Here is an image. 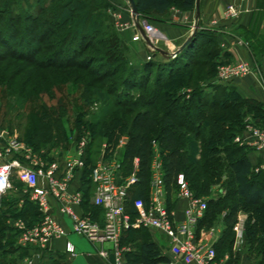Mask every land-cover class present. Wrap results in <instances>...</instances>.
<instances>
[{"label": "trees", "instance_id": "trees-1", "mask_svg": "<svg viewBox=\"0 0 264 264\" xmlns=\"http://www.w3.org/2000/svg\"><path fill=\"white\" fill-rule=\"evenodd\" d=\"M52 1L54 3L56 0ZM93 1L67 0L63 4L57 24L60 28H69L67 32L69 37L73 34L76 37L65 45L66 47L60 48L58 52L49 56L46 65L37 64L38 68L42 70H67L82 65V63L77 64L76 59L82 55L83 51L92 47V43L96 41L94 32L102 29V23H99V19L96 17L100 6L97 5L95 9H92ZM135 1L140 17H147L151 12L165 13L175 5L193 9L196 7L197 0ZM94 2H99V0ZM5 9H1L3 13ZM4 33L0 39L7 44V48L11 49L12 43L5 41L7 37L4 36ZM9 33V40L13 41L17 36V31L12 30ZM50 34L55 36V31H42L38 35L39 41L42 42ZM201 34L198 31L190 46L176 58L166 59L160 53H156L151 61L145 63L144 68L146 70L152 69L155 65L157 67L152 87H147L148 89L143 87L152 82L153 77L150 71H148L147 77L142 73L139 79L135 78L137 73L133 69L128 71L124 84L131 89L140 86V89L144 88V90H141L137 96L131 95L123 101H115L111 109H121L122 115L113 118L109 125L101 129V137L106 141L104 157H112L125 140L123 153L120 156L124 174H129L132 171L135 160H138L139 164L138 182L132 190V198L147 201L149 198L151 162L154 155L153 142H157L162 151L164 178L170 209H173L174 204L171 202V198L174 188H177V180L180 175H184L193 181L192 188L196 192L198 191V196H207L209 185L222 179V170L225 168L226 173L232 179L234 202H229V196L209 200L208 209L204 219L199 224V229L209 227L218 214L227 210L226 228L216 244V252L217 255L222 254L224 250L232 252L235 243L233 228L238 222L239 213L243 211L242 206L253 209L254 211L245 222L246 240L252 255L258 254L264 257V218L258 216L259 210H264V173L254 172L253 165L247 158V148L239 144H236L237 147L235 148L218 149L212 147L206 153L205 151L201 152L200 160L202 162L197 161L201 168H198L191 159L190 146L193 141L190 138L195 136L200 141L204 127L207 128L208 137L206 142L200 143L207 146L214 142L231 141L235 138L237 134L243 131L244 120L249 114L261 117L263 119L262 124H264V111L260 104L242 100L234 95L210 98L200 91V81L215 75L218 68L214 65L213 55L208 52V45L211 41L199 47L200 49L193 50ZM69 37L65 38V43L70 40ZM76 39L78 41L75 42ZM111 45L113 48H117L119 46L118 40L115 38L114 42L110 43ZM32 48H34L33 51H37L39 47L32 46ZM60 51L62 55H65V62L55 61ZM2 60L4 59L0 58V61ZM109 76L108 72L103 75L105 79ZM196 82H198V86L194 88ZM186 88L194 89L189 98H187L186 93H181ZM37 93L41 96L45 94L40 87L37 89ZM106 102L109 101L106 99ZM111 109L109 110L112 111ZM129 116H131L130 119H128ZM41 121L42 125L35 131L32 144H39L35 136H38L41 141L47 142L62 131L63 125L60 115L54 123L49 115L42 117ZM228 134L230 135L228 136ZM59 140L62 141V138ZM92 146L93 141L90 140L88 162L84 169L86 179L83 193L86 199L90 196L91 191V185L87 178L91 167L95 165L94 163L90 166L93 155ZM214 154L224 156L227 161L221 157H214ZM199 188L200 190H198ZM91 213L98 215L100 209L96 207V210L91 211ZM28 226H33L32 220L28 222ZM145 233L149 235H143ZM141 235L144 237L141 238ZM134 236H140V239L139 237L133 238ZM128 239L132 240L133 243L131 244L136 246L135 251L127 255L131 264H171L170 259L162 255L157 245L152 241L150 231L145 229L130 230L125 233L123 242L128 241ZM260 246L263 247L261 252L258 251ZM237 263V257H233L229 261V264ZM0 264L16 263L7 260L3 254H0ZM260 264H264L263 258Z\"/></svg>", "mask_w": 264, "mask_h": 264}, {"label": "rangeland", "instance_id": "rangeland-1", "mask_svg": "<svg viewBox=\"0 0 264 264\" xmlns=\"http://www.w3.org/2000/svg\"><path fill=\"white\" fill-rule=\"evenodd\" d=\"M66 1L56 0L53 3L52 0H0V36L5 32L4 36L7 37L5 41L12 43L11 50L0 39V58L4 59L0 61V130L8 129L12 138L26 144L38 154L51 150L71 152L73 144L77 147L83 138L88 137L93 141V155L90 162L92 166L102 157L105 150L106 141L101 137V129L109 125L113 118L122 115L121 109H111L115 101H123L131 95L137 96L141 90H144V88L140 89V86L134 89L128 88L124 84L126 74L133 69L137 73L135 78L139 79L142 73L147 77L150 71L153 77L152 82L143 86L148 89L153 86L157 67L155 65L152 69L148 68L151 70H146L144 65L148 62L147 58L144 60L140 55L138 56L128 44V41H133L130 31L134 20L129 0H99V2L94 0L91 8L100 6L98 15L97 13L94 15H97L98 22L102 23V29L94 32L96 41L92 43V47L83 51L82 55L76 59V63H82V65L67 70L38 68L37 64L46 65L49 56L58 52L60 48L66 47L65 45L76 37L75 34L69 37L67 34L69 28H60L57 24L62 6ZM6 6L7 9H5ZM2 8L5 9L4 13ZM141 18L147 20L146 17ZM12 30L17 31L13 41L9 40V32ZM49 30H54L55 36L50 34L42 42L39 41L38 35L42 31L49 32ZM66 37L70 40L65 43ZM115 38L119 43L117 48L110 46ZM164 40L160 45L165 43ZM32 46L39 48L33 51ZM61 53L60 51L55 61H66L65 55ZM32 57H34L33 60ZM106 72L110 76L105 79L103 75ZM217 75L218 72L215 73V77ZM197 84L198 82L194 83L193 87L196 88ZM39 87L45 93L42 96L37 93ZM106 99L109 102H106ZM47 115L53 123L60 115L62 131L47 142L35 136L39 144H32L35 131L42 125V117ZM250 117L249 114L246 118ZM130 118L131 116L128 117ZM250 120L252 122L253 118ZM244 125H246V119ZM207 137V128L204 127L200 141L195 136L190 138L193 141L190 146L191 159L198 168H201V165L197 164V161L202 162L201 152L206 153L212 147L235 148L236 144H239L233 138L231 141L214 142L203 146L200 142H206ZM59 138H62V141ZM29 142L31 143L28 144ZM123 143L125 144V140ZM122 153L123 146L120 145L117 155L121 156ZM214 157H221L227 161L224 156L218 154H214ZM222 172V179L209 185L207 196H198V191L192 188L193 181L186 178L193 196L205 199L211 196H229V202H234L232 179L225 168ZM128 175L125 174V176ZM178 196V188H174L171 198L173 204L179 199ZM242 208V212L248 217L254 211L244 206ZM258 216L264 218V210H259ZM143 235L141 238L144 237ZM70 236L80 237L74 233ZM135 237L140 239V236L133 238ZM82 238L88 242L86 238ZM132 240L128 239L123 242V245L133 243ZM262 249V246L258 247L259 252ZM77 255L79 256L78 250Z\"/></svg>", "mask_w": 264, "mask_h": 264}, {"label": "built area", "instance_id": "built-area-1", "mask_svg": "<svg viewBox=\"0 0 264 264\" xmlns=\"http://www.w3.org/2000/svg\"><path fill=\"white\" fill-rule=\"evenodd\" d=\"M254 1L256 0H231L225 11L226 17L230 20L240 19L248 12L247 5ZM139 23L143 33L133 20V41L147 45V60L151 61L153 55L158 53L157 49H163L160 43L165 37L147 20L139 17ZM217 72V83L224 84L253 74L255 68L250 62L238 61L220 65ZM244 133L245 136L238 137L237 142L256 151L262 160L257 172L264 171V124H255L249 120ZM89 142L90 139L85 137L71 152L51 150L36 154L33 159L30 149V165H24L16 158L6 162H1L0 159V195L12 189L11 178L17 171L19 180L25 185L27 193L41 213L37 224L18 225L21 245L33 244L46 248L50 241L69 236V231L56 216V210L59 215L70 219L71 233L100 245V255L107 261H111L110 257L113 255L114 264H131L127 255L134 252L135 247L133 244L123 245V237L130 230L140 229L165 237L169 252L183 264H215L217 252L214 243L204 230L199 229L208 209V200L194 197L186 177L180 175L177 180L179 197L186 199L188 206L184 210L183 220H175L174 210L168 205L161 149L155 141L147 201L132 198V190L138 182V160L134 161L129 175L125 176L122 159L117 152L112 157L105 158L103 150L102 157L91 167L87 178L91 185L93 205L100 209L101 219L94 213L78 214L75 206L82 204L84 193L83 189L72 193L71 186L76 174L86 168ZM19 144L13 138L9 142L10 152H17ZM123 144L122 142L121 145ZM233 230L235 244L241 248L246 241L245 220L239 218ZM66 253L71 259L78 256L76 247L71 242H67Z\"/></svg>", "mask_w": 264, "mask_h": 264}, {"label": "crops", "instance_id": "crops-1", "mask_svg": "<svg viewBox=\"0 0 264 264\" xmlns=\"http://www.w3.org/2000/svg\"><path fill=\"white\" fill-rule=\"evenodd\" d=\"M230 3L231 0H200L199 20H197L196 7L192 9L176 5L162 14L151 12L146 18L165 37V43L160 46L168 53L177 51L194 29L198 27V31L202 34L199 36L193 50L211 41L208 45V52L213 55L216 68L222 64H231L238 61L250 62L255 68L253 74L224 84H218L215 75H213L200 81L199 89L206 97L210 98L234 95L242 100L258 103L264 111V0H256L248 4L246 7L248 12L238 20H230L225 15L227 6ZM130 32L133 37L134 31L131 30ZM127 38L129 37L127 36ZM128 44L136 51L135 53L138 56L140 55L144 60L147 58L149 50L144 42L128 41ZM193 92L194 89L189 88L182 90L181 93H186L187 98H189ZM250 115V118H253V123H263L261 117ZM250 118H246V122ZM240 136H245L244 129L236 135V142ZM12 139L8 129L0 130L1 162L16 158L20 159L22 164L30 165L31 152L29 150L31 148L18 141L20 143L17 148L18 151L11 153L9 142ZM73 145L71 150L75 147V144ZM246 148L247 158L253 165L254 172L264 173L261 170L257 172L262 165L259 155L251 147ZM59 152L66 153L65 151ZM36 154L38 153L32 149V159ZM85 179V171L78 172L72 183L71 192L74 193L79 189H83ZM11 182L12 189L6 194L0 195V254H3L7 260H12L16 264H113L100 255V245L87 242L82 237L70 236L72 230L70 219L59 215L56 210L55 214L69 231V236L50 241L46 248L33 244L29 246L21 245L18 225L25 224L28 226L30 220H32V225H35L41 219V215L37 204L27 193V188L19 180L17 171L14 172ZM219 198L221 197L211 196L206 200H217ZM187 206L188 201L186 199L179 197L175 201L173 210L176 221L183 220L184 210ZM94 210H96V207L93 205V194L90 191V196L87 199L84 197L82 204L75 206V211L78 214L89 215ZM226 214L227 210L221 212L209 227L202 229L211 238L215 248L226 228ZM96 216L101 219V213ZM239 218L246 222L249 217L241 211ZM150 234L152 241L157 245L162 255L168 257L172 264H183L171 255L165 237L153 232H150ZM67 242H71L79 251V256L75 259H71L66 253ZM134 247L136 249V246ZM233 257L238 258L237 264H260L263 258L261 255L251 254L246 240L241 248L234 243L232 252L224 250L222 254L217 255L215 264H229Z\"/></svg>", "mask_w": 264, "mask_h": 264}, {"label": "water", "instance_id": "water-1", "mask_svg": "<svg viewBox=\"0 0 264 264\" xmlns=\"http://www.w3.org/2000/svg\"><path fill=\"white\" fill-rule=\"evenodd\" d=\"M129 2H130L131 10H132V17L136 21V25H137L138 29L141 31V33H143L142 27L139 23L140 14L138 11L136 1L135 0H129ZM196 10H197V20H199V18H200V0L196 1ZM197 33H198V27H196L194 29L192 34L186 39V41L182 44V46L177 51H175L173 53H168L165 50L160 49V48L157 49V52L160 53L162 56L166 57V59H174L180 53H182L188 46H190V44L193 42ZM110 259H111V262L114 264L115 259H114L113 255H111Z\"/></svg>", "mask_w": 264, "mask_h": 264}, {"label": "clouds", "instance_id": "clouds-1", "mask_svg": "<svg viewBox=\"0 0 264 264\" xmlns=\"http://www.w3.org/2000/svg\"><path fill=\"white\" fill-rule=\"evenodd\" d=\"M0 189H2V185H0Z\"/></svg>", "mask_w": 264, "mask_h": 264}]
</instances>
